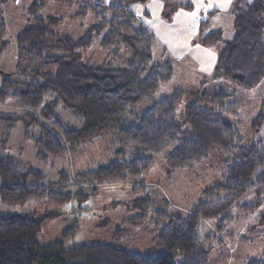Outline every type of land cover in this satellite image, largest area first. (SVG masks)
Here are the masks:
<instances>
[{
    "label": "trees",
    "instance_id": "obj_1",
    "mask_svg": "<svg viewBox=\"0 0 264 264\" xmlns=\"http://www.w3.org/2000/svg\"><path fill=\"white\" fill-rule=\"evenodd\" d=\"M45 1L30 3L27 23L16 36L17 70L25 79L6 77L0 85V104L11 99L19 112L0 109V118L21 120L37 129L30 138L44 163L51 157L76 155L84 144L109 133L116 148L105 163L93 169L61 170L58 179L48 184L41 170L23 168L17 156L0 154L1 202L86 199L100 185L140 176L156 154H162L171 170L192 168L214 151L227 154L229 162L221 181L207 187L188 211L154 210L155 235L146 253L106 242L71 248H65L63 240L40 243L39 213L30 211L0 214V264H207L211 241L218 238L201 232L204 222H212L220 232L233 219L234 208L254 210L264 199V138L241 143L225 102L234 94L225 90L208 94L175 87L138 113L133 110L172 74L168 60L149 63L154 38L129 11L127 6L135 0L98 2L92 6L95 21L88 26L82 22L85 29L77 37L56 30L61 17L42 14ZM230 10L232 37L218 45L222 31L214 29L200 42L218 45L212 75L244 90L264 74V0H233ZM76 15L81 18V11ZM93 45L105 58L89 65L84 57ZM183 99L177 116L176 106ZM61 103L70 108L78 125L61 116ZM130 113H136L133 123H127ZM263 115H258L257 123ZM251 193L254 200L243 201ZM144 201L131 204L142 210L137 217L147 214L143 208L150 201ZM259 221L264 224V207ZM247 264H264V252Z\"/></svg>",
    "mask_w": 264,
    "mask_h": 264
},
{
    "label": "rangeland",
    "instance_id": "obj_2",
    "mask_svg": "<svg viewBox=\"0 0 264 264\" xmlns=\"http://www.w3.org/2000/svg\"><path fill=\"white\" fill-rule=\"evenodd\" d=\"M32 1L0 0V85L6 77L25 79L17 70L16 36L27 23L26 10ZM232 1L135 0L129 3V11L153 35L149 63L159 64L168 60L172 66L170 79L141 100L134 107L135 112L169 94L175 87L208 94L225 90L234 94L225 102L228 118L236 127L241 143L248 145L264 138V117L261 123L256 122L258 115L264 114V74L256 85L244 90L212 75L218 45L229 40L234 33L230 10ZM98 2L113 4L114 0H47L40 12L61 17L56 30L77 37L85 26L95 21L92 6ZM80 11L81 18L76 15ZM82 22L85 26L80 25ZM214 29L222 31L221 42L218 45L202 44L200 37ZM98 48V45H93L86 52L84 58L89 65L105 58ZM185 102L183 99L177 104V116ZM12 103L9 99L7 105L0 104V109L19 112ZM58 111L69 124H79L70 108L62 103ZM135 115L130 113L127 123L136 121ZM36 134V128L26 127L21 120L0 118V154L17 156L23 168L41 170L47 184L55 182L61 170L93 169L105 163L116 148L114 135L109 133L87 142L76 155L51 157L44 163L37 158L30 138ZM228 162L227 154L214 151L192 168L171 170L162 154H156L150 167L140 176H129L126 181L94 187L97 191L90 192L86 199L74 197L55 202L39 197L15 204L0 201V214L38 212L41 220L38 240L43 244L63 240L64 247L71 248L80 243L106 242L146 253L155 235L151 220L154 210L188 211L202 199L207 187L221 181L223 167ZM2 181L0 177V184ZM145 199L150 201L149 207H142L147 214L137 217L142 210L133 208L131 204L134 200L145 203ZM253 200V193L243 199L245 202ZM263 207L264 199L254 210L238 211L234 208L233 219L220 232L212 222H204L201 232L215 234L218 238L211 241L207 264H247L248 260L261 257L264 252V224L260 223L259 214ZM46 213L53 215L44 218ZM64 231L67 233L63 234Z\"/></svg>",
    "mask_w": 264,
    "mask_h": 264
},
{
    "label": "water",
    "instance_id": "obj_3",
    "mask_svg": "<svg viewBox=\"0 0 264 264\" xmlns=\"http://www.w3.org/2000/svg\"><path fill=\"white\" fill-rule=\"evenodd\" d=\"M1 71V70H0Z\"/></svg>",
    "mask_w": 264,
    "mask_h": 264
}]
</instances>
